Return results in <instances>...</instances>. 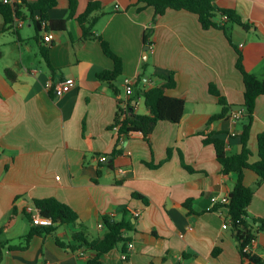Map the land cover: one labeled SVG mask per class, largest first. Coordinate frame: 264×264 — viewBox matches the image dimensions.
Instances as JSON below:
<instances>
[{
    "label": "crops",
    "instance_id": "1",
    "mask_svg": "<svg viewBox=\"0 0 264 264\" xmlns=\"http://www.w3.org/2000/svg\"><path fill=\"white\" fill-rule=\"evenodd\" d=\"M34 1L0 0L19 4L22 14L10 25L0 13V264H88L96 252L73 234L82 222L89 239L99 238L106 229V215L132 220V229L124 235L134 249L122 260L121 242L101 264H257L242 256L231 226L223 227L231 224L229 209H213V199L228 196L238 176L223 171L205 134L222 133L229 152L243 150L242 117L234 119L232 113L245 111L244 81L236 67L237 50L225 32L205 29L198 15L188 10L168 9L155 19L154 8L139 10L143 3L138 0H98L101 8L91 15L96 17L94 31L123 61L122 75L109 83L98 73L112 69L114 61L98 38L83 39L77 19L88 0H79L75 17H69V0H58L48 16L68 19L66 29L47 23L39 33L26 4ZM215 1L251 25H231L232 40L243 52L246 70L264 78V0ZM147 28L154 31L146 55ZM48 32L53 38L45 41ZM144 62L148 68L136 81ZM6 68L17 73L16 80L6 76ZM171 72L177 85L167 94L186 100L181 121L159 122L148 138L140 131L120 136L112 127L118 100L135 97V113H148L142 92L165 81L159 74ZM67 77L76 83L58 96L54 87ZM127 79L134 83L131 95L126 92ZM211 83L231 106V115L212 122L222 105L211 93ZM263 130L260 95L248 144L251 161L259 158L258 134ZM114 149L121 152L113 154ZM258 179L255 171L245 170V184L255 185ZM45 197L70 205L79 221L28 241L32 223L27 212L35 208L34 199ZM248 209L264 217V182ZM250 254L264 264V232Z\"/></svg>",
    "mask_w": 264,
    "mask_h": 264
},
{
    "label": "trees",
    "instance_id": "2",
    "mask_svg": "<svg viewBox=\"0 0 264 264\" xmlns=\"http://www.w3.org/2000/svg\"><path fill=\"white\" fill-rule=\"evenodd\" d=\"M143 3L139 10L146 7H153L155 10V19L166 13L168 9L188 10L196 13L199 21L205 29L219 28L222 29L229 41L237 50L238 58L236 67L242 73L244 81V108L245 111L242 116L243 131L240 134V140L243 144L242 152H229L227 150V141L222 133L214 132L205 134V143H212L216 149L217 159L223 166V171L226 173H237L238 179L229 193V202L227 204H215L213 209L225 206L229 209L231 228L234 236L238 242L239 250L243 257L248 258L254 263H259V259L255 255H251L245 251L253 239H257L261 232H264V217L255 216L249 212V206L254 198L256 188L264 182V130L258 134V156L255 161H251V150L248 148L251 129L255 119V106L257 98L264 95V78H259L254 73L246 70L244 65V55L242 50L233 42L231 35V25H240L245 29H250L251 25L245 22L243 18L235 10L224 8L217 5L215 0H138ZM58 0H36L34 2H26L28 10L31 12V19L34 23L35 30L39 33L43 26L47 23L53 28L66 29L68 19H50L48 11L57 6ZM79 0H69L70 14L69 17L77 15V7ZM19 4L12 6L7 2H0V13L3 15L6 24L12 25L14 17H22L19 9ZM101 8V3L98 0H88L86 10L77 15L82 29L83 39L98 38L101 41L102 48L107 56L114 61L112 69H106L98 73V77L103 81L113 83L123 73L122 58L112 49L110 43L103 37L98 36L94 29L96 25V17H92V13ZM39 12L36 17L35 13ZM153 28H147L145 31V44L153 45L150 39L153 35ZM45 58L49 62V55L44 51ZM148 68V62H144L143 71L137 77L139 81L145 75ZM6 76L14 81L17 79V73L11 69L6 68ZM165 81L155 87L144 90L142 95L145 99V104L148 109L146 114H137L133 110L134 105L132 101L134 98L128 100H118V109L115 121L112 127H117L120 136H129L133 132H142L146 138L154 131L157 124L161 121H170L179 123L185 113L186 100L182 97H175L167 94V90L174 88L177 85L175 73L171 72L168 75L159 74ZM211 93L218 96L219 102L222 105V110L210 118V121L223 119L231 115V106L225 96L221 94L214 83L209 87ZM119 90L115 89L118 94ZM131 95V94H130ZM227 133V132H226ZM121 152V149H114L113 154ZM170 156V152H169ZM151 166H158L159 164L148 163ZM183 165L189 170L194 169L188 164ZM246 169H252L259 177L255 185H247L244 182V175ZM134 197L141 198L147 202V198L141 193H134ZM35 208L39 213L52 219L50 225H38L33 223L32 214L27 212L28 217L32 223L31 230L26 235L27 240H31L34 235L43 233H52L56 228L65 223H77L79 215L68 204L60 201L55 197H45L34 199ZM188 207L190 205H187ZM127 215L125 211V216ZM102 223L105 226V232L102 236L95 239H89L87 235V227L80 222L81 229L73 234L76 241L82 242L84 245L93 249L96 254L91 257L88 264H101L106 253L115 248L119 243L123 242V251L127 249L130 243V238L124 235V231L132 229L133 223L129 217H124L122 220H113L112 216H103ZM218 252V249H217ZM216 253V251H215ZM3 257L2 249H0V261Z\"/></svg>",
    "mask_w": 264,
    "mask_h": 264
},
{
    "label": "built area",
    "instance_id": "3",
    "mask_svg": "<svg viewBox=\"0 0 264 264\" xmlns=\"http://www.w3.org/2000/svg\"><path fill=\"white\" fill-rule=\"evenodd\" d=\"M8 1V0H6ZM18 26L22 25V20H19V22L17 23ZM51 38H53V34L51 32H48L45 36L44 39L45 41H50ZM76 80L74 77H67L66 79H64L63 81H61L57 86L54 87L56 94L58 96L63 95L64 93L68 92L69 90H71V88L75 85ZM133 80L132 79H127L125 86H126V92L127 94H132L133 93ZM233 118L234 119H240L243 115L242 111H234L232 113ZM106 156H103V159H105ZM214 203L217 204H227L229 202V196H223V197H215L213 199ZM29 212L32 214V221L35 224L38 225H50L52 224V219L48 218V217H44L42 216L39 211L36 208H30ZM100 226L102 227V223H100ZM229 226H231V224L225 222V224H223L224 228H228ZM257 239H253V241L245 247V251L247 253L250 254L251 251V246L256 242ZM134 249V244L132 242H130L127 246V249L125 251L122 252V260H127L128 257L130 256V253L133 251Z\"/></svg>",
    "mask_w": 264,
    "mask_h": 264
},
{
    "label": "water",
    "instance_id": "4",
    "mask_svg": "<svg viewBox=\"0 0 264 264\" xmlns=\"http://www.w3.org/2000/svg\"><path fill=\"white\" fill-rule=\"evenodd\" d=\"M149 48H150V47H149L148 45H147L146 48H145V53H146V55H147V53H148V51H149Z\"/></svg>",
    "mask_w": 264,
    "mask_h": 264
}]
</instances>
